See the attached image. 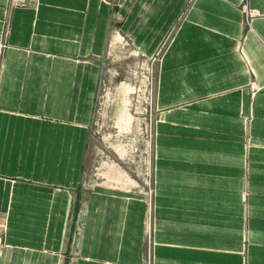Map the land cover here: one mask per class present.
Masks as SVG:
<instances>
[{
  "label": "crops",
  "instance_id": "1",
  "mask_svg": "<svg viewBox=\"0 0 264 264\" xmlns=\"http://www.w3.org/2000/svg\"><path fill=\"white\" fill-rule=\"evenodd\" d=\"M124 38L158 58L151 253L144 194L86 177ZM0 238V264H264V0H0Z\"/></svg>",
  "mask_w": 264,
  "mask_h": 264
},
{
  "label": "rangeland",
  "instance_id": "2",
  "mask_svg": "<svg viewBox=\"0 0 264 264\" xmlns=\"http://www.w3.org/2000/svg\"><path fill=\"white\" fill-rule=\"evenodd\" d=\"M157 57L141 56L126 39L111 45L102 66L88 153V180L145 196V235L153 241L154 94Z\"/></svg>",
  "mask_w": 264,
  "mask_h": 264
},
{
  "label": "built area",
  "instance_id": "3",
  "mask_svg": "<svg viewBox=\"0 0 264 264\" xmlns=\"http://www.w3.org/2000/svg\"><path fill=\"white\" fill-rule=\"evenodd\" d=\"M28 4H29V0H10V6L12 8H18V7L24 8V7H27ZM247 14H249V13H247ZM250 17H251V15H250ZM254 89L258 90L257 86H254ZM148 235H149V238H147V241H148L149 252L151 253L153 241L151 239V233L150 232ZM2 246H3V241L0 238V253H1ZM148 264H152L151 260H148Z\"/></svg>",
  "mask_w": 264,
  "mask_h": 264
}]
</instances>
